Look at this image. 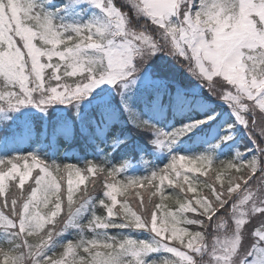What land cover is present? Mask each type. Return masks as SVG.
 <instances>
[{"label":"snow or ice","instance_id":"6c2138e0","mask_svg":"<svg viewBox=\"0 0 264 264\" xmlns=\"http://www.w3.org/2000/svg\"><path fill=\"white\" fill-rule=\"evenodd\" d=\"M0 264H264V0H0Z\"/></svg>","mask_w":264,"mask_h":264},{"label":"trees","instance_id":"16d2710c","mask_svg":"<svg viewBox=\"0 0 264 264\" xmlns=\"http://www.w3.org/2000/svg\"><path fill=\"white\" fill-rule=\"evenodd\" d=\"M241 143H243V141L241 142ZM223 158V157H222ZM148 159H151V157H148ZM64 162H72V161H64ZM157 163H160V161H156ZM167 161L165 160L164 161V163H166ZM133 175H137V176H140V175H145V174H147L145 171H144V169H143V166L139 169L138 168V170L137 171H135V173H132ZM122 199V198H121Z\"/></svg>","mask_w":264,"mask_h":264},{"label":"rangeland","instance_id":"374dc122","mask_svg":"<svg viewBox=\"0 0 264 264\" xmlns=\"http://www.w3.org/2000/svg\"><path fill=\"white\" fill-rule=\"evenodd\" d=\"M142 166H143V165H141V166H138V168L140 169ZM138 168L136 169V171L138 170Z\"/></svg>","mask_w":264,"mask_h":264}]
</instances>
